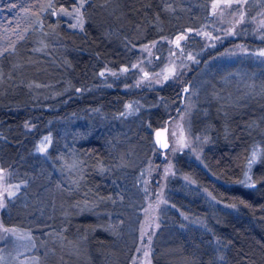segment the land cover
<instances>
[{
    "label": "trees",
    "instance_id": "trees-1",
    "mask_svg": "<svg viewBox=\"0 0 264 264\" xmlns=\"http://www.w3.org/2000/svg\"><path fill=\"white\" fill-rule=\"evenodd\" d=\"M213 1L85 0L82 27L75 28L60 10L68 12L76 0H32L22 34L3 39L0 67L9 73L0 88V166L21 187L0 217L8 227L26 228L37 242L54 236L58 252L52 264H102L103 250L111 249L107 246L117 237L108 221L132 212L126 192L149 164L152 142L143 125L164 126L182 99L179 89L168 85L129 91L135 71L116 80L105 78L102 70L131 66L141 44L200 30L212 18ZM263 1H248L246 16ZM250 28L242 26L243 36L217 46L199 39L188 45L198 61L186 82L199 85L191 134L206 140L199 158L185 151L174 155L167 204L159 213L162 230L170 231L167 239L153 240L154 264H264V87L261 97L253 98L251 90L228 100L230 81L250 85L247 67H206L208 59L232 45L264 47V29L254 35ZM35 58L45 64L32 63ZM217 68L220 76L207 72ZM130 102L140 108L139 120L124 115ZM136 131L143 134L141 149L129 148ZM46 134L51 146L42 155L36 146ZM130 160L138 164L129 166ZM25 197L22 207L16 199ZM39 212L37 220L32 217ZM166 243L177 251L175 262ZM121 246L111 250L112 264L131 259L134 247L126 252Z\"/></svg>",
    "mask_w": 264,
    "mask_h": 264
},
{
    "label": "rangeland",
    "instance_id": "rangeland-1",
    "mask_svg": "<svg viewBox=\"0 0 264 264\" xmlns=\"http://www.w3.org/2000/svg\"><path fill=\"white\" fill-rule=\"evenodd\" d=\"M248 1L250 0H214L212 5V18L200 30L181 31L172 37H164L141 44L137 46L139 56L131 66H106L102 70L101 74L105 78H114L116 80L123 76L126 77L131 71H135V80L130 85L131 87L126 86V88H130L129 91L149 92L153 89L156 90L168 85L176 90L178 88L182 96L181 102L177 103L172 117L169 118L168 123L164 124V126L168 127V135L171 142L170 149L165 154H163V151L155 142L153 135L156 128L151 129L147 125L148 121H145L143 125L146 128V136H149L148 138L152 142V145H149L151 146L150 152L152 153L147 154L149 164L147 167L140 168L138 179L129 188L130 191L126 192L128 197L127 206L131 208L132 212L128 216L122 212V217H114L108 221L110 225H114L113 227L115 228L117 237L115 242H111L107 246L111 249L103 250L102 264L113 263L114 253L112 254L111 250H116L121 244V251L125 250L128 252L131 246L134 247V253L129 262H127L128 264H154L152 253L154 250L153 246L155 247L156 243L153 240L159 235H161V238L167 239L170 231L168 228L162 230L159 222V213L167 204V199L165 198L167 182L170 176L175 173L174 155L185 151L187 153L189 152L195 158H199L201 150L205 146L203 143L206 140L205 137L191 134L189 122L192 116L191 112H193L196 106L195 101L198 97L197 91L199 85L195 83L194 88L186 82L187 75L190 72L189 70L198 61L197 54L188 45L191 39H199L204 42L205 46H217L215 43H219L226 38L235 39L238 34L243 36L242 26L245 25L251 27L250 29H252L254 35H258L264 29V5L258 7V10L256 9L254 11L253 16L248 17L246 15L251 8V5H248L250 3ZM31 2L32 0H0L1 53L5 45L3 39L8 38V40H12L22 34L21 26H23V15L29 12L30 8L27 5ZM83 2L85 0H76L75 7L71 8L68 12L64 9L60 10L70 19L71 25L75 28L82 27ZM98 9L103 12L102 7ZM180 37H183V39H178ZM164 49L166 53L164 62L157 66L156 61L162 57ZM262 53H264V47L248 50L243 44H235L224 48L217 57L213 55L208 59L207 68L215 64L219 66L227 65L228 68L229 65L239 63L242 65L243 71L247 67L246 70L249 71L251 78H253L249 86L247 85V81L242 84L241 82L230 81V83L225 85L230 90L229 95H224L225 98L234 101L238 94H242L243 91L250 92L251 90H254L253 98L261 97L264 87V54ZM15 60L21 61L20 59ZM44 62L38 58L32 60V63L36 65L39 63L45 64ZM249 66L251 69H249ZM218 69L220 68L215 69L217 71L207 70V72L215 73V76H220L221 72ZM8 73L9 71L6 68L0 67V88L6 87L5 83ZM232 75H230V78H232ZM140 113V108L132 102L126 105L124 110V115H129L136 120L140 119ZM139 122L141 124V120ZM133 138L134 146H130L129 148L141 149L143 134L136 131ZM37 142V152L46 155V151L51 146V135H43ZM153 144L158 148L157 153L154 151ZM137 164V161L130 160L128 165L135 166ZM251 166L253 165L250 164L249 167ZM140 176L141 178H139ZM143 179H145L144 183H142ZM20 187L21 182L16 179L11 171L0 166V216L10 200L16 198ZM142 196L143 198L140 199ZM25 199L26 197L16 200L23 207V205L27 204ZM51 203L52 201L47 203L46 206L49 208L53 207ZM30 205L33 207L32 203ZM33 211L34 209L32 208L29 214ZM40 214L39 212L32 217H36L37 220ZM12 215L13 213H11V217ZM31 222L34 223L35 221L31 219ZM122 240H128V243L122 242ZM56 242L57 239L51 235L46 237L43 243L37 242L26 228L18 225L16 227L12 226V228L8 227L3 222L2 217H0V264H50V262L52 264V259L54 262L57 260L56 253L58 251L56 246H54ZM166 247L168 248L167 243ZM168 249H173L171 251V259L175 262L177 251L174 248ZM166 250L163 251L161 249L160 251L164 254ZM106 251H108L107 255L104 254ZM164 258H168V256ZM67 259L62 258L64 262Z\"/></svg>",
    "mask_w": 264,
    "mask_h": 264
},
{
    "label": "water",
    "instance_id": "water-1",
    "mask_svg": "<svg viewBox=\"0 0 264 264\" xmlns=\"http://www.w3.org/2000/svg\"><path fill=\"white\" fill-rule=\"evenodd\" d=\"M154 138L157 146L163 151V154H165L166 150L170 148V140L168 135V127L167 126H157L155 132H154Z\"/></svg>",
    "mask_w": 264,
    "mask_h": 264
},
{
    "label": "snow or ice",
    "instance_id": "snow-or-ice-1",
    "mask_svg": "<svg viewBox=\"0 0 264 264\" xmlns=\"http://www.w3.org/2000/svg\"><path fill=\"white\" fill-rule=\"evenodd\" d=\"M178 39H183V37H180V38H178ZM178 43V42H177ZM262 54H264V53H262Z\"/></svg>",
    "mask_w": 264,
    "mask_h": 264
}]
</instances>
